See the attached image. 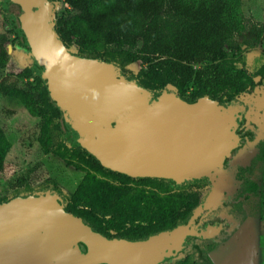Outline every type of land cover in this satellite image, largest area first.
Instances as JSON below:
<instances>
[{"label": "water", "instance_id": "1", "mask_svg": "<svg viewBox=\"0 0 264 264\" xmlns=\"http://www.w3.org/2000/svg\"><path fill=\"white\" fill-rule=\"evenodd\" d=\"M53 12L50 0H13L19 47L35 57L68 133L107 167L179 182L215 173L242 144L241 121L227 105L175 92L151 103V91L114 63L72 52L55 32ZM207 209L173 230L128 240L94 231L55 194L16 198L0 204V264H157L185 249Z\"/></svg>", "mask_w": 264, "mask_h": 264}, {"label": "trees", "instance_id": "2", "mask_svg": "<svg viewBox=\"0 0 264 264\" xmlns=\"http://www.w3.org/2000/svg\"><path fill=\"white\" fill-rule=\"evenodd\" d=\"M241 0H64L65 10L56 16L55 32L69 48L77 42L89 57L126 67L143 66L129 80L165 94L175 92L189 102L213 98L231 108L244 120L241 131L250 128L237 109L229 80L246 72V60L235 37L244 26ZM12 21L13 0H0ZM22 45L15 28L0 31V94L18 99L49 131L51 149L68 165L85 172L77 188L68 196L64 209L108 238L142 240L173 230L185 223L202 201L194 185L206 176L182 181L160 177H135L107 167L68 133L62 110L32 65L16 75H4L9 35ZM99 45L106 46L97 52ZM22 48H24L22 46ZM82 55V53H78ZM83 56V55H82ZM123 76V73L121 74ZM256 75L264 78V62ZM255 85V84H254ZM172 86L174 89H169ZM6 136L0 124V174L5 170ZM38 193L0 200V204ZM153 205L150 225L126 228L127 220L147 214ZM144 216V217H145ZM161 264H179L166 260Z\"/></svg>", "mask_w": 264, "mask_h": 264}, {"label": "rangeland", "instance_id": "3", "mask_svg": "<svg viewBox=\"0 0 264 264\" xmlns=\"http://www.w3.org/2000/svg\"><path fill=\"white\" fill-rule=\"evenodd\" d=\"M54 7L53 24L56 16L67 7L64 0H50ZM240 14L244 26L235 37L241 46L240 56L246 60V72L234 75L229 80V92L235 94L237 109L244 114L248 128L254 130L260 138L264 139V78L256 75L257 69L264 62V0H241ZM13 21V20H12ZM9 13L0 6V31L13 29ZM16 34L9 35L6 45L7 63L2 69L4 75H16L26 66L32 65L33 55L20 48L13 42ZM12 45L9 50L8 45ZM75 41L69 49L83 56L89 57L90 53L81 50ZM106 46L99 45L97 52H103ZM80 55V54H79ZM99 60V59H98ZM115 64V63H114ZM120 74L129 78L136 74L143 66L141 62H134L126 67L115 64ZM255 84V85H254ZM169 89L174 87L169 86ZM160 91L151 93V98L156 100ZM0 124L6 136L5 170L0 174V200L15 198L28 193L55 194L61 201L67 203L68 196L77 188L85 175L84 171L77 170L68 165L63 159L56 156L49 148L52 142L48 132L40 123V119L32 116L28 109L16 98L0 94ZM256 180L263 186L264 194V162L256 173ZM215 175H208V185L201 189H194L206 201L212 196L219 185ZM262 199L255 198L250 204L252 214L259 216V204ZM7 202V201H6ZM260 230L261 251L255 257V264H264V221L259 223L251 218L249 227ZM247 237L246 231L241 230L236 238L243 243Z\"/></svg>", "mask_w": 264, "mask_h": 264}, {"label": "flooded vegetation", "instance_id": "4", "mask_svg": "<svg viewBox=\"0 0 264 264\" xmlns=\"http://www.w3.org/2000/svg\"><path fill=\"white\" fill-rule=\"evenodd\" d=\"M238 119L241 123L237 131L244 137L242 144L212 174L220 182L212 196L195 208L205 205L208 208L196 220L198 234L187 238L185 249L177 257L164 259L157 264L166 260H179V264H255V257L261 251L260 230L256 225L249 227L248 222L251 218L256 223L264 221L263 186L255 178L264 162V139L254 130L241 131L244 120ZM205 176L206 181L194 185V188L201 189L208 185V175ZM255 198L262 199L259 216L250 210V202ZM153 211V205L149 206L146 216L127 220L126 228L149 226ZM241 230L247 234L243 243L236 238Z\"/></svg>", "mask_w": 264, "mask_h": 264}, {"label": "bare ground", "instance_id": "5", "mask_svg": "<svg viewBox=\"0 0 264 264\" xmlns=\"http://www.w3.org/2000/svg\"><path fill=\"white\" fill-rule=\"evenodd\" d=\"M216 231V230H215Z\"/></svg>", "mask_w": 264, "mask_h": 264}]
</instances>
